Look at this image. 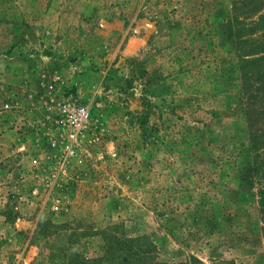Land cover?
I'll return each mask as SVG.
<instances>
[{
  "label": "rangeland",
  "instance_id": "rangeland-1",
  "mask_svg": "<svg viewBox=\"0 0 264 264\" xmlns=\"http://www.w3.org/2000/svg\"><path fill=\"white\" fill-rule=\"evenodd\" d=\"M0 264H264V0H0Z\"/></svg>",
  "mask_w": 264,
  "mask_h": 264
},
{
  "label": "built area",
  "instance_id": "built-area-1",
  "mask_svg": "<svg viewBox=\"0 0 264 264\" xmlns=\"http://www.w3.org/2000/svg\"><path fill=\"white\" fill-rule=\"evenodd\" d=\"M61 112L66 139L77 143L88 124L91 123L89 108L84 103L71 100L63 103Z\"/></svg>",
  "mask_w": 264,
  "mask_h": 264
},
{
  "label": "trees",
  "instance_id": "trees-1",
  "mask_svg": "<svg viewBox=\"0 0 264 264\" xmlns=\"http://www.w3.org/2000/svg\"><path fill=\"white\" fill-rule=\"evenodd\" d=\"M261 75V74H260ZM244 88H242L241 90H240V92H244L245 93V91L247 92V94H250V92H248L246 89H244Z\"/></svg>",
  "mask_w": 264,
  "mask_h": 264
}]
</instances>
